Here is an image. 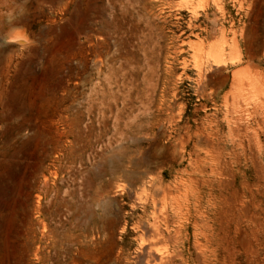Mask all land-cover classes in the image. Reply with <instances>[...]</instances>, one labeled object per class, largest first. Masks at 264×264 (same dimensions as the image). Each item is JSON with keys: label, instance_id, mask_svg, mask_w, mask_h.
Instances as JSON below:
<instances>
[{"label": "rangeland", "instance_id": "374dc122", "mask_svg": "<svg viewBox=\"0 0 264 264\" xmlns=\"http://www.w3.org/2000/svg\"><path fill=\"white\" fill-rule=\"evenodd\" d=\"M0 137V264H264V0H0Z\"/></svg>", "mask_w": 264, "mask_h": 264}, {"label": "bare ground", "instance_id": "6f19581e", "mask_svg": "<svg viewBox=\"0 0 264 264\" xmlns=\"http://www.w3.org/2000/svg\"><path fill=\"white\" fill-rule=\"evenodd\" d=\"M126 19H128V18H126ZM120 20H121V19H120ZM255 87H256V86H255ZM255 87H254V89H256ZM237 89H238V88H237ZM237 89H236V90H237ZM238 92H239V90H238ZM237 94H238V93H237ZM20 123H21V122H20ZM21 124H22V123H21ZM21 124H20V125H21ZM18 125H19V124H18ZM16 127H17V126H16ZM19 128H20V127H19ZM11 133H12V132H11ZM3 134H4V133H3ZM5 135H6V134H5ZM7 136H8V135H7ZM1 137H3V136H1ZM1 137H0V138H1ZM9 137H11V136H8V138H9ZM4 140H5V139H4ZM9 140H10V139H9ZM1 141H3V140H1ZM15 141H16V140H15ZM15 141H14V142H15ZM21 141H22V140H21ZM21 141H20V142H21ZM12 142H13V141H12ZM21 143H22V142H21ZM13 145H14V144H13ZM13 145H12V147H13ZM8 146H10V145H8ZM2 147H3V146H2ZM12 147H11V148H12ZM17 147H18V146H17ZM15 148H16V147H15ZM8 149H10V147H9ZM19 149H20V148H19ZM3 150H4V149H3ZM1 151H2V150H1ZM19 151H20V150H19ZM2 152L4 153V151H2ZM2 152H1V153H2ZM8 152H9V151H8ZM8 152H6V153H8ZM1 153H0V154H1ZM14 153H15V152H14ZM12 154H13V153H12ZM6 155H7V154H6ZM15 155H17V154H15ZM1 156L3 157V154H2ZM10 156H11V155H10ZM10 156H9V158H10ZM0 158H1V157H0ZM3 158H4V157H3ZM6 159H7V158H6ZM11 159H12V158H11ZM154 178H156V177H154ZM151 179H152V178H151ZM153 180H154V179H153ZM150 183H151V182H150ZM152 184H153V183H152ZM150 185H151V184H150ZM160 185H161V184H160ZM170 186H171V185H170ZM175 186H176V185H175ZM212 186H213V185H212ZM131 188H132V187H131ZM140 188H141V187H140ZM163 188H164V187H163ZM177 188H178V187H177ZM174 189H175V188H174ZM145 190H146V189H145ZM126 191H127V190H126ZM172 191H173V190H172ZM147 192H148V191H147ZM156 192H157V191H156ZM95 193H96V192H95ZM129 193H130V191H129ZM129 193H128V194H129ZM131 193H132V192H131ZM136 193H137V192H136ZM141 194H142V193H141ZM157 194H158V193H157ZM175 194H176V193H175ZM152 196H153V194H152ZM38 197H39V195H38ZM132 197H134L133 194H132ZM132 197H131V198H132ZM199 197H200V196H199ZM6 198H7V197H6ZM189 198H190V197H189ZM129 199H130V196H129ZM134 199H135V198H134ZM154 199H155V198H154ZM132 200H133V199H132ZM135 200H136V199H135ZM169 200H170V199H169ZM188 201H190V200H188ZM155 202H156V201H155ZM158 202H159V200H158ZM139 204H140V203H139ZM155 204H157V203H155ZM96 205H97V204H96ZM131 205H132V204H131ZM144 205H146V204H144ZM165 205H166V204H165ZM165 205H164V206H165ZM156 206H157V205H156ZM142 207H143V206H142ZM190 207H191V206H190ZM154 208H155V207H154ZM167 208H168V207H167ZM167 208H166V209H167ZM143 209H144V208H143ZM155 209H157V208H155ZM144 210H145V209H144ZM181 210H182V209H181ZM4 212H6V210H5ZM144 212H145V211H144ZM150 212H151V211H150ZM155 212H156V211H155ZM187 212H188V211H187ZM169 214H170V213H169ZM140 215H142V214H140ZM140 215H139V216H140ZM166 215H167V214H166ZM170 215H171V214H170ZM142 216H143V215H142ZM146 217H147V215H146ZM157 218H158V217H157ZM152 219H153V218H152ZM2 220H3V219H2ZM164 220H165V219H164ZM169 220H171V219H169ZM10 221H11V220H10ZM166 223H167V222H166ZM141 224H142V223H141ZM169 224H170V223H169ZM134 227H135V226H134ZM139 228L141 229V227H139ZM140 234H141V233H140ZM145 234H146V233H145ZM155 235H156V233H155ZM2 237H3V236H2ZM168 237H169V236H168ZM167 239H168V238H167ZM218 239H219V238H218ZM226 239H227V238H226ZM3 241H4V240H3ZM226 242H227V241H226ZM147 243H149V242H147ZM154 243H155V242H154ZM154 243H153V244H154ZM185 243H186V242H185ZM180 245H181V244H180ZM144 246H146V244H145ZM144 246H143V247H144ZM4 248H5V247H4ZM197 248H198V247H197ZM142 249H143V248H142ZM142 249H141V250H142ZM3 251H4V250H3ZM181 253H183V252H181ZM206 253H207V252H206ZM144 254H145V253H144ZM151 254H154V253H151ZM176 254H177V253H176ZM177 255H178V254H177ZM184 255H185V254H184ZM146 256H147V255H146ZM170 256H171V255H170ZM174 256H175V254H174ZM190 256H191V255H190ZM148 257H149V256H148ZM152 258H153V257H152ZM186 259H187V258H186ZM219 259H220V258H219ZM159 260H160V259H159ZM216 260H217V258H216ZM217 261H218V260H217ZM217 261H216V262H217ZM154 262H155V261H154ZM223 262H225V261H223ZM151 263H152V262H151ZM155 263H156V262H155Z\"/></svg>", "mask_w": 264, "mask_h": 264}]
</instances>
